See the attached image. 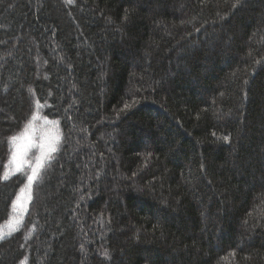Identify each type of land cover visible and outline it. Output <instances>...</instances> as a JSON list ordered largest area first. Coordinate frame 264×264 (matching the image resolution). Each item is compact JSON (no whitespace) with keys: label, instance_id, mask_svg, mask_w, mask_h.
I'll list each match as a JSON object with an SVG mask.
<instances>
[{"label":"trees","instance_id":"1","mask_svg":"<svg viewBox=\"0 0 264 264\" xmlns=\"http://www.w3.org/2000/svg\"><path fill=\"white\" fill-rule=\"evenodd\" d=\"M0 264H264V0H0Z\"/></svg>","mask_w":264,"mask_h":264},{"label":"rangeland","instance_id":"2","mask_svg":"<svg viewBox=\"0 0 264 264\" xmlns=\"http://www.w3.org/2000/svg\"><path fill=\"white\" fill-rule=\"evenodd\" d=\"M40 125L42 126L40 127ZM56 141L57 132L54 125L48 122L43 123L39 118H32L21 132V135L13 142L11 147V161L9 160V172L22 173L25 184L15 204L12 217L13 221L3 228L2 234H6L10 230L15 229L16 224L23 217L36 179L41 174L50 156L49 154L52 153L51 148L54 147ZM14 156L15 159H13ZM34 169L37 172V178L29 182L28 177L32 175Z\"/></svg>","mask_w":264,"mask_h":264},{"label":"snow or ice","instance_id":"3","mask_svg":"<svg viewBox=\"0 0 264 264\" xmlns=\"http://www.w3.org/2000/svg\"><path fill=\"white\" fill-rule=\"evenodd\" d=\"M67 2L69 3V4H71L72 2H73V0H67ZM125 108H128L129 107V105H125L124 106ZM11 140H15L16 139V137H12V138H10ZM229 138L227 137V136H225L224 137V140L225 141H227ZM56 149L53 147V148H51V151L52 152H54ZM13 159H15V156L13 157ZM38 167H39V165H38ZM5 179L7 178V174H5V177H4ZM37 178V172H36V170L34 169L33 170V173H32V175L31 176H29L28 177V180H29V182H31V181H33V180H35ZM105 256H107V253H105Z\"/></svg>","mask_w":264,"mask_h":264}]
</instances>
